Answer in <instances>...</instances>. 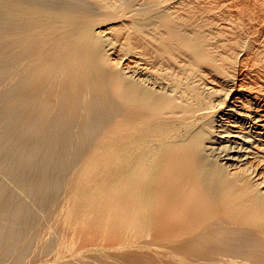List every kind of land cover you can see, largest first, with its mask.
I'll return each mask as SVG.
<instances>
[{"label":"bare ground","instance_id":"bare-ground-1","mask_svg":"<svg viewBox=\"0 0 264 264\" xmlns=\"http://www.w3.org/2000/svg\"><path fill=\"white\" fill-rule=\"evenodd\" d=\"M197 1L0 0V264H264V29Z\"/></svg>","mask_w":264,"mask_h":264},{"label":"rangeland","instance_id":"rangeland-1","mask_svg":"<svg viewBox=\"0 0 264 264\" xmlns=\"http://www.w3.org/2000/svg\"><path fill=\"white\" fill-rule=\"evenodd\" d=\"M195 2H198L197 0H194ZM199 2H202V3H206L207 5H209V6H211V4L210 3H212L213 4V6L215 5V6H218V7H216V8H220L219 10L222 12V13H224V11H225V13H228L229 11L230 12H233V15H234V13L236 12V10L238 11L237 13H235V14H237V16H233V18H237V17H241V19H242V22H243V24H244V28L245 29H247V30H249L248 32H250V33H252V34H258L259 33V31H261L262 29H264L263 27H264V24H262V22H264V17L263 16H259V15H262V12H263V15H264V0H199ZM208 2V3H207ZM236 3H238V4H236ZM226 4H229V5H227L226 6ZM237 5V6H235V5ZM223 7H222V6ZM232 5H234V6H232ZM214 6V7H215ZM222 8H221V7ZM240 6H244L242 9L240 8ZM226 7H228V8H226ZM230 7V8H229ZM224 8H226V9H224ZM233 8V9H232ZM229 11H228V10ZM232 9V10H231ZM236 9V10H235ZM241 9V10H240ZM242 10H244V12L242 13V14H246L247 12V14L248 15H252L253 17L255 16V15H257L258 16V19H255V17L257 18V16H255L254 18H252V19H250V20H248V17L249 18H251L252 16H245V15H243V16H245V18L244 17H242L241 15V12H242ZM255 10V11H254ZM257 10V11H256ZM253 11L254 12H256L255 14L253 13ZM229 12V13H230ZM240 12V13H239ZM246 12V13H245ZM257 12H258V14H257ZM261 14H260V13ZM224 13V14H225ZM250 13H252V14H250ZM238 14H240V16H238ZM259 17H261L260 18V20H259ZM247 19V20H246ZM255 21H254V20ZM262 19H263V21H262ZM245 20V21H244ZM251 20H252V22H251ZM260 22H259V21ZM248 22V23H247ZM250 22L253 24H250ZM252 25V26H251ZM232 26V25H231ZM246 26V27H245ZM250 26H251V28H250ZM254 26V27H253ZM230 27V26H229ZM258 27V28H257ZM231 28V27H230ZM256 31V32H255ZM117 56H118V54H116ZM115 56H113V58H114ZM116 58V57H115ZM233 73L234 72H232V79H234L235 77H236V75L237 74H235L234 73V75H233ZM245 73L246 72H244V75H245ZM247 77H249V75H247ZM213 77L212 76H210L209 77V80H212L213 81V79H212ZM230 80L228 83H224L225 84V86H224V84L222 85L221 83H219L218 82V84H217V81L215 80V81H213L215 84H216V86H217V90H218V92H219V90H220V92L218 93V100L219 99H224V97L226 96V94L230 91V89L232 88V85H233V80ZM245 79H246V77H245ZM244 79V80H245ZM247 81V80H246ZM221 84V85H220ZM228 84V85H227ZM231 86V87H230ZM228 87H229V89H228ZM221 88V89H220ZM224 88V89H223ZM226 88V89H225ZM228 89V90H227ZM222 91V92H221ZM227 91V92H226ZM224 92V93H223ZM253 167V168H252ZM251 169V170H250ZM255 172H257L256 174H255ZM249 173H250V175H251V177H252V179L253 180H255L257 183H259L260 185H262L263 187H264V179L262 180V178H264V165L262 164V163H253V165L249 168ZM253 173V174H252ZM257 174H261L260 175V177L261 178H259V175H257ZM255 175H257V176H255ZM255 178V179H254ZM261 180V181H260ZM263 183V184H262ZM51 236V235H50ZM53 237V236H52Z\"/></svg>","mask_w":264,"mask_h":264}]
</instances>
